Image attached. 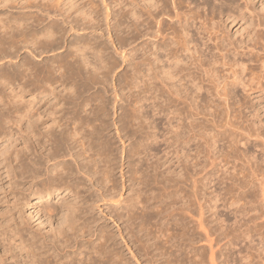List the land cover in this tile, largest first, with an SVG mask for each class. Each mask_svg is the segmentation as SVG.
Segmentation results:
<instances>
[{"label": "bare ground", "instance_id": "1", "mask_svg": "<svg viewBox=\"0 0 264 264\" xmlns=\"http://www.w3.org/2000/svg\"><path fill=\"white\" fill-rule=\"evenodd\" d=\"M4 1L7 0H0V3ZM12 1L20 9L34 8L35 13L19 14L5 19L0 18V63L4 59L8 63L16 60V58L18 60V57L21 56L19 54L21 50H25L29 54L22 56L20 63L10 64L5 68L3 66V69H0V139L14 138L16 135L13 143L17 141L21 143V147L20 145L16 147L13 143L12 146L9 143L7 145L10 146L4 145V150H0V156H2L0 158L2 164L0 167V185L4 179H8L7 192L13 195L11 201L15 200L16 193L20 195L19 198H23L25 205L29 204V198H35L38 202H43L44 211L48 213L55 210L49 209L50 204L47 200L57 198L58 195L61 197L63 192L65 194L71 193L74 198L72 196L73 199H70L72 201H69L62 196L60 209L64 212V216L60 218H63L62 221L65 225L60 222L59 224L62 223L63 226L61 228L59 226V230L54 231L51 240L44 241L45 243L48 241L46 244L42 242L43 238L40 239V242L37 240L38 232H36V236L34 232V234L29 232V237L24 235L28 231H25L23 225L20 226L21 221V223L19 222L20 225L16 222L14 225L12 224L11 236H6L5 230L0 229V244L3 247V254L10 253L11 248L13 251L17 250L20 257L23 252L24 257L21 259L26 258L27 264H131L129 258L123 256L118 250L120 248L116 247L122 242L137 264L142 262L143 264H160L155 255H165L166 253L169 256L166 255V258L169 260L165 258L161 264H180L185 261L182 260V253L184 252L181 251V244L173 245L170 241L174 239L173 236H190L187 233L190 226L186 228L188 223L184 222L186 218L184 219L180 212L182 209L188 210L190 197L200 199L211 195L212 198L216 199L221 196L222 205L225 208L235 205L233 211L240 208L243 200L246 203L249 200L254 201L256 196H260L262 200H258L264 202V128L262 126L264 125V120L262 121L264 107L262 106L263 109L257 108L258 104L264 100V14H262L264 9L261 8L262 6L259 7L262 9V13L259 11L262 15H259L254 13V10H250L249 4L253 0H238L241 3L236 0H114L118 2L115 4L116 6L123 3L124 12L121 10L120 12L118 9L113 10L111 14L115 17L120 15V20L117 21L119 23L124 21L127 38H133L137 34V39H141L139 42V51L141 52L138 60L133 61L130 74L124 71L129 74V78L126 74H122L123 77H121V80L126 76L128 78L126 84L123 83V90L125 87L128 92L132 87L133 91L135 90V94L129 93L126 97L123 96L130 108L128 113L126 112L127 114L123 112L128 108L127 105L124 107L125 109L120 111V113H124V116L121 115L122 122L119 121L122 124H124L125 119L133 121L135 128L130 129V131L133 130L134 134L135 132L139 134V139L137 137V140L135 137L134 146L128 150L129 156L130 158L133 155L140 156L148 147L143 139L146 142L152 139L158 149V152L154 153L156 156L154 161L156 166L154 167L160 169L159 167H163L164 163L167 164L168 162L170 167L176 165V167H180L179 170L181 171L178 174L171 169L172 171L169 174L165 173V175L162 172L157 174L154 171L157 176L160 175L157 179L163 187V192L160 191L162 188L158 183L162 196L157 197L159 193L156 192V197H151L154 199V202L151 200L154 205H147L149 198L146 196L151 193L149 195L147 193V195L142 194L144 185L142 188L140 186L144 179L142 181L143 173L139 160L130 162L131 160L127 157L130 162L127 165L130 168L129 175L125 179L124 174L121 173L120 184L110 177L113 174L110 175V173L116 168L117 163L113 161L115 159L111 158L114 152L110 141L112 136L108 139V135V138H105L106 134H104L110 123L108 121L107 124L105 119L106 104L104 98H101L103 96L96 94L97 88H93L95 90L93 95L91 93V96L86 95L87 97H85L83 95L89 92L88 90L94 84L96 86V83L106 81L109 72L105 69L110 67L106 66L104 62V64L101 63L100 59L102 64L99 63L100 66L96 65L95 61L92 63L91 58L87 59L89 56L86 55L91 53L90 50H88L90 53L86 55L83 53L85 48H93V50L97 48V44L93 43L95 38L91 37L92 43H89L90 40L85 41L83 38H77V36L68 42L64 41L66 33L89 29L93 26L92 22L95 23L96 21L93 11L94 5H92L94 3L91 0ZM104 1L102 0V3ZM73 7H75V12L81 11V19H87L86 23H79V19L72 17V13L70 14L69 11ZM105 9L106 14L104 15L110 14L108 4L105 5ZM246 15L250 17V21L247 20V22L251 25V29L246 32L243 38L241 35V37L238 36V40H232L234 39L233 36L231 39V35L227 37L223 34L228 28V24L234 25L237 21L245 19ZM131 17L134 20L130 19ZM50 18L51 20L46 22ZM97 18L100 19V17ZM126 18L129 19L126 21ZM253 18H255L254 21ZM99 19L96 22H99ZM227 21L228 24H226ZM64 24L68 26V29ZM96 25L99 24L96 23ZM234 32L236 33V31ZM132 41L134 40L130 42ZM130 42L125 43L122 39L118 44L124 47ZM99 46L105 47V45ZM99 46L98 49H100ZM63 47L68 52L69 57L64 55L61 60H56L53 58L56 54L51 57L53 59L49 60L50 62L43 59L41 67H38L37 63L34 64V59L31 61L28 57L42 56L49 52L58 51ZM64 53L63 51L62 54ZM98 53L93 54L96 56V58L93 57L95 60L99 58ZM123 54H120V57H123ZM129 58L131 57L127 59L130 60ZM108 61L112 62L107 60L108 65L115 64H109ZM130 63L129 65H131ZM128 68L126 71L129 70ZM256 68L258 69L256 70ZM57 85L62 87L60 91L61 93L63 91V94L59 90L57 91ZM107 85L105 86L107 87ZM238 88H240L242 95L244 93L250 101L253 100L252 103H255V106L253 107L251 103L250 105L254 110L252 108L246 112L247 109L243 106L241 98L237 99V97H242L240 93V95L236 93ZM106 89L109 90L108 87ZM24 93H29L30 99L23 100ZM117 93L119 92L116 91L115 97ZM114 95L113 98H115ZM53 97L56 100L54 102H52ZM50 98L53 100L50 101ZM108 99L109 96L105 100L107 104ZM111 99L110 101L113 100ZM246 100L244 102H247ZM248 107L250 106L248 105ZM247 114L248 116H255L256 122L262 121L263 123L260 122L262 127L260 125L257 127L253 122V116H249L252 120H246ZM131 121L129 122L131 123ZM125 124L132 128V125ZM124 126L123 129H126ZM120 130L122 131L121 128ZM134 134L129 133L133 137ZM123 135L122 138H124ZM117 140L119 139L117 138ZM120 154L119 156H121ZM145 170H148V166ZM153 170L157 171V169ZM76 173L83 175V178L80 177L84 179L82 182L77 178ZM75 178L77 179L75 180ZM146 180L144 183L149 186L153 183L156 184L151 180L149 181L152 184H149V181L146 182ZM126 181L128 185L125 184ZM165 182L173 183L171 185L166 183L169 187L167 188ZM214 182H216L215 185L220 184L221 186L219 185L217 189L218 186L211 185ZM134 183H137L138 187L133 188L134 192L130 198L125 197L127 199L124 200L125 204L121 208L123 211L117 212L116 209L113 210V207L109 208V205L106 210L104 209L107 211L105 216H108L109 220L117 227V236L121 242L114 239L115 234L113 231L111 233V230L103 231L105 228L99 230L96 228L95 231L90 226V221L86 219L87 213L85 212L87 209H90L91 206L92 208L94 206L101 208L102 205L104 206L107 202L110 203L111 200L120 202L122 190L131 188L132 191ZM183 184L184 186L188 185L189 189H183ZM92 187H96L98 194H93ZM89 189L93 192L87 196L82 193L89 192ZM165 189L170 191L164 192ZM208 189L210 190L207 191ZM0 190L2 191V189ZM128 192L130 191L128 190ZM151 195L153 196V192ZM75 197L80 201L76 202ZM115 197L118 199L115 200ZM248 198L249 200H245ZM167 199L169 203H166ZM248 207L253 210L255 206L250 204ZM18 208L20 209V207ZM51 208H55V206ZM199 210L200 214L195 219L197 220L196 224H198L199 230L205 231L202 210L201 208ZM23 211L24 209L21 212ZM62 211L59 213H63ZM47 212L46 214H48ZM152 212L154 215H151ZM165 212L166 214L169 213L168 218L171 220L176 218L177 214L180 216L177 220L174 219L176 222L173 225L174 228L172 227L174 233L169 231L168 226L160 225L156 220L157 216L162 213L164 216ZM37 213L35 214L37 215ZM84 213L86 218H84ZM52 218L49 219L53 220L55 217ZM37 219H42V217L40 218L38 215ZM81 219L82 221H79ZM14 220L12 221L14 222ZM152 220L155 225L154 228L144 230L146 224L150 225ZM59 221H56V224L50 223L56 226ZM120 223L124 225L120 226ZM39 224L42 222L40 221L37 227ZM50 228L48 227V229ZM31 229L29 230L31 231ZM69 230L70 234L67 233ZM175 230L181 232L178 233ZM247 230L244 231L245 234L248 233ZM123 231L126 235L128 234L127 238L126 235H123ZM39 235L40 233L38 238ZM43 235H48L47 230ZM94 235L95 239H92ZM87 236L88 238H86ZM151 239L153 242H150ZM128 242L131 243H129L131 246L128 245ZM132 245L137 252L134 253L131 248ZM158 249L161 253H152ZM148 254L150 256H147ZM12 256L13 252L10 253L9 257ZM180 256L181 258H179ZM0 257L1 262L2 256L0 255ZM9 257L5 258L4 261L6 262ZM187 258L188 262L195 261L192 256H187ZM202 263V259H200L198 264Z\"/></svg>", "mask_w": 264, "mask_h": 264}, {"label": "rangeland", "instance_id": "2", "mask_svg": "<svg viewBox=\"0 0 264 264\" xmlns=\"http://www.w3.org/2000/svg\"><path fill=\"white\" fill-rule=\"evenodd\" d=\"M92 1V3H94V4H92V5H94L93 6V11H94V13H95V18H96V21H98V19L99 18H97V17H100V19H99V22H96L95 21V23H93L92 22V24H93V26H92V24H91V28L89 27V29H83V30H78V31H75V32H73V31H70V32H68V33H66L65 35H64V41L65 42H68V41H70V39H75V37L77 36V38H83L85 41L87 40V41H89V43H92V38L94 39V42L93 43H95V44H97V48L95 49V50H93V48H91V49H87V48H85L86 49V51H85V49H84V51H83V53L86 55V54H88V53H90V51H91V53L89 54V55H86L88 58L87 59H89V58H91V62L93 61H95L94 63L96 64V65H98V66H100L99 65V63H100V61H101V63H106L105 65L106 66H108V67H110V68H107V69H105L106 71H108L109 73H108V75H107V77L108 78H106V81H102V83H96V86H95V84L93 85V87H91V89H89L88 91L89 92H86V93H84L83 95L85 96V97H87L86 95H90V93H91V95H93L92 93H95V92H97L96 94H98V96H103V97H101L102 99L104 98V103L106 104V111H105V109H104V113H107L106 114V117H105V119L107 120L106 122H107V124H108V121L110 122L109 124H108V126H107V130L106 131H104V134H106V136H105V138H108V139H110V137H111V147L112 148H114V149H112V151H114L113 153H112V155H113V157H111V158H113V159H115V160H113L114 162H116L117 164L115 165V169L113 170V172H111L110 173V177L111 178H113L115 181H118L119 182V184L121 183V178H120V175H121V173H123L124 174V178L126 179L127 178V176L129 175V170H130V168L129 167H127V165H128V163H130V162H137L138 160L140 161V163H141V168H142V173H143V178H142V181H143V179H144V182H145V180H146V182H148L149 180H151V181H153V182H155L156 184H154L153 183V185H148L147 183H144L143 182V184H141V188L143 187L142 185H144V189L142 188V190H143V192H142V194H145V195H149V193H151L152 194V192H153V196L151 195H149V196H146V197H148L149 199H147V202L148 203H146L147 205H154V204H152L154 201V199H152L151 197H156V194L157 193H159V194H157V197L158 196H162V192H163V187H161V183H159L158 182V179H159V177H160V175H158L157 176V174H158V172H162V174H164L165 175V173L166 174H169V172L170 171H172V170H175V172H177L178 174H180V167H176V165H174V166H172V167H170V164L168 165V162H167V164L166 163H164V165H163V167H159L160 169H158V168H155L154 166H156V162H154L155 160H156V156H154V153H156V152H158L157 150V146H156V144H155V142L152 140V139H150V140H147V142H146V140L145 139H143L144 141V143H145V145L146 146H148L147 147V149H146V151H144L143 153H141V155L140 156H137V155H133L131 158H130V156H129V149L130 148H132V146H134V144H135V142H136V139H137V137H138V139H139V134L138 133H136L135 132V134L133 133V130H131L130 131V129H133V128H135V127H133V121H131V120H128V119H125V121H123L124 122V124H122V123H120L119 121H121V118H122V116H124V113H126L127 111H128V109L130 108V106L128 105V103H127V101H125V99H123V96H127L129 93H133V94H135V90L133 91V87L129 90V92L126 90V87H125V90H123V88L122 87H124L123 86V83H124V85L126 84V82H127V80H128V78H129V74L131 73V67H132V63H133V61H135L136 62V60L135 59H137V58H139L138 56H140V52L141 51H139L140 50V47H139V42L141 41V39L139 38V39H137V34L136 35H134V37L133 38H127V36H126V27H124V26H126V25H124L125 23H119L118 21L120 20V15H119V13H118V15L119 16H117V17H115L113 14H111L112 13V11L113 10H118L119 9V11L121 10L122 12H124L125 11V9H123L124 8V6H123V3L122 4H118L117 6L115 5V4H117L118 2H116V1H114V0H105L103 3H102V0H91ZM112 1H113V3H112ZM237 2H239V3H241L240 1H238V0H236ZM253 2V3H252ZM252 2H250L251 4H249V7H250V10L252 9V11L254 10V13H258L259 15H262V14H264V11H263V13H262V9L261 8H263L264 9V0H253ZM96 3V4H95ZM106 4H108V6H109V13L110 14H108V15H104V14H106V9H105V5ZM113 4V5H112ZM261 4V5H260ZM113 6H114V8H113ZM118 6H119V8H118ZM262 6V7H261ZM96 7H97V9H96ZM257 8V10H255L256 8ZM259 7H261V8H259ZM74 8L75 7H73L70 11H69V13L72 15V17L73 18H76V19H79V23H86L87 22V19L86 20H82L81 18V14H80V12L81 11H76L75 12V10H74ZM255 8V9H254ZM260 10H259V9ZM18 9V10H17ZM32 10V11H31ZM105 11V12H104ZM120 11V12H121ZM258 11V12H257ZM259 11H261L260 13H262V14H260L259 13ZM33 13H35V9L34 8H24V9H20V8H18L17 7V5H15L14 4V2L12 1V0H7V1H4L3 3H0V18L1 19H5V18H9L10 16L12 17V16H15V15H19V14H23V15H28V14H33ZM12 14V15H11ZM6 16V17H5ZM115 18H114V17ZM106 17V19H104ZM248 17V18H247ZM129 18H126V21L128 20ZM130 19H133L134 20V18L133 17H131ZM254 19L255 18H253V21H254ZM51 20V18L50 19H47L46 20V22H48V21H50ZM52 20H54V19H52ZM105 20V21H104ZM118 20V21H117ZM247 20L248 21H250V17H249V15H246V18L245 19H243V20H241V21H237L236 23H234V25L233 24H228L229 22L227 21L226 22V24H228V28L227 29H225L227 32H229L228 34H227V32L225 31L223 34L225 35V36H227V37H229L230 35H231V39L234 37V39H232V40H238L239 39V37H241V35H242V37L241 38H243L245 35H246V32L247 31H249L250 29H251V25H249V22H247ZM84 21V22H83ZM239 22V23H238ZM96 23H98L99 25H96ZM119 23V24H118ZM95 24V25H94ZM123 24V25H122ZM88 25V24H87ZM118 25V26H117ZM64 26L66 27V29H68V26L67 25H65L64 24ZM245 26V27H244ZM94 27V28H93ZM98 27V29H96V28ZM100 27V28H99ZM112 27H114V28H112ZM119 27V28H118ZM221 27V26H220ZM219 27V28H220ZM93 28V29H92ZM240 28V29H239ZM106 29V30H105ZM220 30H221V28H220ZM229 30V31H228ZM112 31V32H111ZM224 31V30H223ZM234 31H236V33L234 32ZM121 32V33H120ZM221 32V31H220ZM241 32V33H240ZM235 35H234V34ZM239 33H240V35H239ZM237 34V35H236ZM244 34V35H243ZM82 35V36H81ZM116 35V36H115ZM79 36V37H78ZM89 36V37H88ZM111 36V37H110ZM118 36V37H117ZM122 36V37H121ZM233 36V37H232ZM239 36V37H238ZM92 37V38H91ZM109 39H108V38ZM119 37H121V38H119ZM125 39H124V38ZM118 38V39H117ZM122 39L124 40V42L125 43H128V42H130L131 40H134V41H132V42H130L128 45H125L124 47H122V45H120V44H118L119 42H121L122 41ZM92 40V41H91ZM96 40H98V41H96ZM111 40V41H110ZM102 42V44H100ZM103 42H104V44H103ZM111 42V43H110ZM99 45H105V47L107 48V50H106V48L104 47V46H102V47H100ZM111 45V46H110ZM118 47H117V46ZM119 45H120V47H119ZM91 46H93V45H91ZM90 46V47H91ZM98 46H99V48L101 49H98ZM94 47V46H93ZM104 48V49H103ZM121 48V49H120ZM123 48V49H122ZM117 49V50H116ZM88 50H90V51H88ZM98 50H100L101 51V53L103 54L102 56H101V53H100V51H98ZM106 50V51H105ZM122 50L124 51L123 53L125 54V56H124V54L122 53ZM63 51L65 52L64 54H62L63 53ZM88 51V52H87ZM95 51V52H94ZM115 51H117L116 53H115ZM86 52V53H85ZM94 52V53H93ZM97 52H99L98 54H99V58H97L96 60L94 59V58H96V56L95 55H93V54H95V53H97ZM105 52V53H104ZM121 52V53H120ZM25 53V54H24ZM60 53V54H59ZM68 52L64 49V47L63 48H61L60 50H58V51H53L52 53L51 52H49V53H47V54H45V55H42V56H36V57H32V56H28L29 58H30V60L32 61L33 59V62H34V64L35 63H37L36 65L39 67H41L42 66V62H43V59H46V60H52L53 58L54 59H56V60H61L63 57H64V55L66 56H68V54H67ZM118 53V54H117ZM129 53V54H128ZM21 56H19L18 57V60H17V58H16V60L14 59L11 63L9 62H7V60L6 59H4V60H2L1 61V63H0V69H3V66H4V68L5 67H8L10 64H12V65H14V63L15 64H18L17 62H19L20 63V60H21V58H22V56H25L26 54H28L25 50H21L20 51V53H19ZM57 54V55H56ZM63 56H62V55ZM97 54V55H98ZM120 54H123L122 56L123 57H120L121 55ZM130 54H131V56H130ZM29 55V54H28ZM56 55V56H55ZM59 55V56H58ZM91 55H93V56H91ZM52 56H55V57H53V58H51ZM91 56V57H90ZM106 56V57H105ZM44 57V58H43ZM50 57V58H49ZM58 57V58H57ZM60 57V58H59ZM62 57V58H61ZM69 57V56H68ZM68 57H66V58H68ZM94 57V58H93ZM98 57V56H97ZM109 58V59H106V58ZM125 57V58H124ZM128 57H131V58H129L130 60L132 59V61H130V60H128L127 58ZM103 59V61H102V59ZM122 58V59H121ZM42 59V60H41ZM99 59H100V61H99ZM98 60V61H97ZM107 60H111L112 62L111 63H115L114 65L115 66H117V67H115L113 64H111L110 63V61H108L109 62V64H111V65H108L107 64ZM138 60V59H137ZM6 61V62H5ZM49 61V62H50ZM3 62V63H2ZM92 62V63H93ZM128 62V63H127ZM131 62V63H130ZM138 62V61H137ZM7 63V64H6ZM40 63H41V65H40ZM100 63V64H101ZM103 63V64H104ZM127 63V64H126ZM129 63L131 64V65H129ZM3 64V65H2ZM7 66H6V65ZM102 65V64H101ZM113 65V66H112ZM127 65H129V66H127ZM97 66V67H98ZM114 67V68H116V69H114V68H112V67ZM129 67V68H128ZM126 68H128L129 70L128 71H126L127 69ZM258 68H256V70H257ZM99 70V69H98ZM255 70V71H256ZM100 71H101V69H100ZM100 71H98V72H100ZM128 72L129 74H126L125 72ZM113 72V73H112ZM110 73H112V74H110ZM122 74L124 75V74H126L127 76H128V78H127V76L125 77V78H122V80H121V77H123L122 76ZM109 77H110V79H109ZM109 79V80H108ZM109 81V82H108ZM116 81V82H115ZM125 81V82H124ZM107 82V83H106ZM122 82V83H121ZM106 83V84H105ZM114 85H113V84ZM108 84V85H107ZM122 84V85H121ZM104 85V86H103ZM105 85H107V87H108V89L110 90H107L106 88V86ZM111 85V86H110ZM57 88V91L59 90H61L62 89V87H60V85H57L56 86ZM102 87H105L104 89L102 88ZM112 87V88H111ZM99 89V88H101V89H99L100 90V93H99V90H97L96 89V91L94 90V89ZM127 88H128V85H127ZM105 89H106V91H105ZM114 89V90H113ZM135 89V88H134ZM239 89V90H238ZM237 89V91H239V92H237L236 91V93L237 94H241L242 95V93L240 92V88H238ZM102 90V91H101ZM122 90V91H121ZM132 90V91H131ZM95 91V92H94ZM105 91V92H104ZM116 91L117 92H119V93H117V98L115 97V95L114 94H116ZM125 91V92H124ZM127 91V92H126ZM131 91V92H130ZM6 92V91H5ZM7 92H8V90H7ZM103 92V93H102ZM106 92H108V93H106ZM112 92H113V94H112ZM60 93H61V91H60ZM65 93V92H64ZM102 93V94H101ZM121 93V94H120ZM124 93V94H123ZM61 94H63V91H62V93ZM100 94V95H99ZM239 94V95H240ZM29 95V93H24L23 94V100H27V99H30V96H28ZM90 95V96H91ZM113 95H114V97L115 98H113ZM26 96V97H25ZM28 96V97H27ZM108 96H109V101H108V104H107V101H105L107 98H108ZM118 96H119V98H118ZM238 96V95H237ZM245 96H247L246 94L244 95V93H243V95H242V97H237V99H240L241 101H243V106H245L246 107V109H247V111L246 112H248V109L249 110H251L254 106H255V103H252L253 102V100L252 101H250V99H248L249 97L247 96V97H245ZM107 97V98H106ZM54 98V97H53ZM53 98H50V101H51V99L53 100ZM113 100H112V99ZM110 99L112 100V101H114V102H112V101H110ZM118 99V100H117ZM246 99H248V100H246L247 102H244ZM120 100V101H119ZM49 101V103H51ZM54 101H56L55 100V98H54V100L52 101V102H54ZM122 101H124V102H122ZM249 102V103H248ZM245 103H247V104H245ZM250 103H251V105L253 106H251L250 105ZM125 104V105H124ZM113 105V106H112ZM120 105H123L122 107L120 106ZM127 105V106H126ZM248 105L250 106V107H248ZM119 106H120V108H119ZM128 107V108H124V107ZM262 106L264 107V100L262 101V102H260L259 104H258V107L257 108H259V107H261L262 108ZM47 107H48V105H47ZM44 108V107H43ZM118 109V110H117ZM123 109H125V110H123ZM263 109V108H262ZM123 110V112H121L120 113V111H122ZM253 110H254V108H253ZM112 112V113H111ZM113 112H115V113H113ZM128 113V112H127ZM126 113V114H127ZM262 114V113H261ZM110 117H109V116ZM113 115V116H112ZM120 115V116H119ZM122 115V116H121ZM249 116H253V115H249ZM248 116V114L246 115V120H252V118L251 117H249ZM249 117V118H248ZM263 119H262V121L264 120V117H262ZM120 119V120H119ZM117 120V121H116ZM248 120V121H249ZM253 122H255V124L257 125V127H259V125L261 126V124H260V122L261 123H263L262 121H260V122H256V118H255V116H253ZM129 121H131V123L129 122ZM116 122H117V124H116ZM122 122V121H121ZM125 123H130L129 125H132V128H131V126H127V124H125ZM115 124H116V126H115ZM120 124H122L123 126L125 125V126H127V127H125L124 126V128H126V129H123V126L122 125H120ZM120 125V126H119ZM109 126H110V128H109ZM122 126V127H121ZM263 126V128H264V125H262ZM261 126V127H262ZM130 127V128H129ZM120 128L122 129V131L120 130ZM110 129V130H109ZM118 131V134H119V136H118V134H117V131ZM125 130H127V131H125ZM130 132H129V131ZM109 132V134H107L108 132ZM135 131V130H134ZM116 132V133H115ZM121 133V134H120ZM124 135H123V134ZM129 133L130 134H134V137L133 136H131V135H129ZM116 134V135H115ZM107 135H108V137H107ZM122 135L124 136V138H122ZM137 135V136H136ZM16 135H14V138H16L15 137ZM132 138H130V137ZM142 136H145V135H143L142 134ZM119 139V140H117V138ZM135 137H136V139H135ZM14 138L12 137V138H9V139H0V145H1V148H0V150L1 151H3L4 150V145H6V146H10L12 143H13V140H14ZM127 138V139H126ZM128 138H130V139H128ZM112 139H115V140H113L112 141ZM122 139V141H120ZM137 139V140H138ZM5 140H7V141H5ZM3 141V143H1ZM134 141V142H133ZM153 144H152V143ZM6 143V144H5ZM10 143V145H7V144H9ZM20 142L19 141H17L16 143H13V144H15L16 145V147L17 146H19L20 145V147H21V143L19 144ZM132 143V144H131ZM148 143H150V144H148ZM13 144H12V146H13ZM113 144V145H112ZM2 145H3V147H2ZM130 145V146H129ZM150 145V146H149ZM153 145V146H152ZM5 146V147H6ZM152 147V148H151ZM19 148V147H18ZM117 148V149H116ZM121 148H123V149H121ZM125 149V150H124ZM126 150H127V152H126ZM1 151H0V155H1ZM111 151V152H112ZM149 151V152H148ZM151 151V152H150ZM120 152H121V154H120ZM122 152H124V153H122ZM148 154V153H150V154H148V156H145L146 154ZM114 154H116V155H114ZM119 154L121 155V156H119ZM125 154V155H124ZM145 154V155H144ZM153 154V155H152ZM160 154V153H159ZM111 155V156H112ZM145 156V158H146V160H145V158H143L144 156ZM117 156H119V157H117ZM143 156V157H142ZM2 156H0V158H1ZM117 157V158H116ZM122 157V158H121ZM126 157V158H125ZM127 157L129 158V160H131L130 162H129V160H127ZM135 157V158H134ZM151 157V158H150ZM118 158H119V160H118ZM121 158V159H120ZM117 159V160H116ZM134 159H136V160H134ZM149 159V160H148ZM69 160V159H68ZM122 160H124V161H122ZM69 161H71V160H69ZM112 161V162H113ZM113 162V163H114ZM122 163H123V165H122ZM132 165H134V163H131ZM177 164V163H176ZM1 163H0V167H1ZM149 165H151L150 167H149ZM168 165V166H167ZM148 166V170H145L146 169V167ZM131 167H133L134 168V166H131ZM152 167H154L153 169H157V171L156 170H153L152 169ZM133 168H131V169H133ZM176 168V169H175ZM123 169V170H122ZM143 169H144V171H143ZM152 169V170H151ZM172 169V170H171ZM126 170H127V172H126ZM159 170V171H158ZM166 170V171H165ZM169 170V171H168ZM122 171V172H121ZM157 172V174L155 173V172ZM164 171V172H163ZM180 171V172H179ZM145 172V173H144ZM154 172V173H153ZM128 173V174H127ZM77 174V173H76ZM148 174V175H147ZM77 176V178L82 182L84 179H81L80 177H82L83 178V175H81V174H77L76 175ZM75 176V177H76ZM79 176V177H78ZM154 176V177H153ZM147 177V178H146ZM150 177H153V178H151L150 179ZM41 178H43V177H41ZM40 178V179H41ZM77 178H75V180L77 179ZM146 178V179H145ZM158 178V179H157ZM154 179L156 180L157 179V181H154ZM117 182V183H118ZM158 183L160 184V187L162 188H159V185H158ZM166 183H168V185H171L172 183L170 182H165V185H166ZM8 179H4L3 180V182L1 183V188L0 189H2V191L0 190V229H3V230H5V232H6V236H11V228L13 229V225H14V223L16 222V223H18L19 224V222L21 221L22 223H23V221H24V223L22 224L21 222V225L20 226H22L23 225V227H24V229H25V231H28V232H25L24 233V235H26L27 237H29V234L30 233H35V236H36V232H38L37 233V240L40 242L41 240L40 239H42L43 238V240H42V242L43 243H45L44 241L45 240H51L52 239V237L54 236V233L57 231V229L59 230V226H60V228H61V226H63V218L61 219L60 217H63L64 216V212L62 211V209H60V207H61V204H62V202H61V198H62V196H63V198H65L66 200H69V201H72V200H70V199H73L74 198V196L71 194V193H69V194H65V192H63V193H61V197H59L60 195H58V197L56 198V197H54V198H52V199H49V200H47V202H49V209H54L55 211H52L51 213H48L47 211H44L45 210V208H43V206H42V203L43 202H38L37 201V199H35V198H29V204L28 205H25V204H23L24 203V200H23V198H19L20 197V195L18 194V193H16V196H15V200H13L14 202L15 201H17L16 203L18 204V206H17V204L16 203H14L13 201H11L12 199H13V195H10V194H8ZM86 184H88V183H86ZM126 185H128V182L126 181V183H125ZM146 184V185H145ZM149 184H152L150 181H149ZM216 184V182H214L213 184H211V185H215ZM168 185H166V187L167 188H169L168 187ZM219 185L220 184H217V185H215V187H217V189L219 188ZM135 186V187H134ZM221 186V185H220ZM4 187V188H3ZM136 187H138L137 186V183H134V185H133V187H132V191H131V188L129 189V188H127L130 192H128V190L127 189H125V190H122V197L120 198V202H117V201H114V200H111V204L109 203V202H107L106 204H104V206L102 205L101 206V208H97V207H93L92 208V206L90 205V203H88L89 204V206H91V208L90 209H87V211L85 212V213H87V218H86V214L84 215V218H86V219H88V221H90L89 222V224H90V226H92L94 229H95V231H96V228H97V230H99V229H101V228H105L103 231H110L111 233H112V231H113V234H115L114 236V239L115 240H117V242H121V239L117 236L118 235V233L116 232L117 231V227L115 226V224L111 221V220H109V218H108V216H105L106 215V213H107V211H105L106 210V208H107V206L109 205V208H112L113 207V210H115L116 209V211L117 212H120V211H123V209H121L122 208V206L125 204L124 203V200L125 199H127V198H125V197H128V198H130L131 197V194H133V192H134V189H136ZM148 187V188H147ZM214 187V186H213ZM212 187V188H213ZM7 188V189H6ZM93 188V189H92ZM91 189L94 191H92V190H90L89 189V192H82L83 194L85 193L86 194V196L88 195V194H90L91 192H93V194H98V190L96 189V187H92ZM134 188V189H133ZM5 189V190H4ZM161 189V190H160ZM183 189H189V186L188 185H185L184 186V184H183ZM157 190V191H156ZM162 191V192H160V191ZM170 190H171V186H170ZM169 189L167 190V189H165V191L164 192H169L170 191ZM210 189H208L207 191H209ZM96 191V192H95ZM145 191V192H144ZM152 191V192H151ZM132 192V193H131ZM157 192V193H156ZM5 193V194H4ZM130 193V195H128ZM147 193V194H146ZM155 193V194H154ZM160 193H161V195H160ZM66 196H65V195ZM71 194V195H70ZM84 194V195H85ZM128 195V196H127ZM65 196V197H64ZM72 196H73V198H72ZM4 197V198H3ZM71 197V198H70ZM256 197H257V199H256ZM255 197V200L254 201H250L249 200V198L248 199H245V200H249V202H247L246 203V201L244 202V200L241 202L242 204H240L241 206H240V208L239 209H237V210H234L233 211V207H235V205H230L228 208H225L223 205H222V201H221V196H219L218 198H212V196L211 195H208L207 197H203V198H200V199H196V198H192V197H190V207L188 208V210H185L184 211V209H182V211H180L181 213H182V215L181 216H183V218L185 219L184 220V222H187L188 224H187V226H186V228L188 227L189 228V226H190V229L187 231V233H188V235H190V236H187V235H185V236H182V237H179V236H173L174 237V239H172L171 241H170V243L171 244H178V245H180L181 244V251L182 252H184V253H182V260H185V261H182L180 264H198V262H199V260L200 259H202V264H264V202L262 201H260V200H262V198L260 197V196H256ZM254 198V197H253ZM11 199V200H10ZM34 199V200H33ZM53 199H55V200H53ZM60 199V200H59ZM118 199V197H115V200H117ZM175 199V198H174ZM176 199L178 200V198L176 197ZM175 199V200H176ZM203 199V200H202ZM258 199H260V200H258ZM57 200H59V201H57ZM153 202H152V201ZM198 200H200V201H198ZM252 200V199H251ZM23 201V202H22ZM32 201H34V202H32ZM75 201L76 202H79L80 201V199L78 200V198L76 199V197H75ZM168 201V199L166 200V203H169V202H167ZM258 201H259V203H258ZM37 202H38V204H37ZM74 202V201H73ZM189 202L187 203V205L189 204ZM254 202V203H253ZM35 203V204H34ZM11 204V205H10ZM16 204V205H15ZM40 204V205H39ZM55 204V205H54ZM97 204H99V203H97ZM178 204V203H177ZM179 204H181V203H179ZM201 204V205H200ZM207 204V205H206ZM254 205L255 207H254V209L253 210H250L249 209V205ZM262 204H263V207H262ZM13 205V206H12ZM24 205H25V207H24ZM32 205V206H31ZM52 205V206H51ZM111 205V206H110ZM242 205H243V207H242ZM15 206H17V207H15ZM21 206H22V208H21ZM55 206V208H51V207H54ZM57 206V207H56ZM106 206V207H105ZM117 206H119V207H117ZM199 206H201L200 208H201V213H202V217H203V219H204V223H203V226H204V228H205V231H203L202 229V231L201 230H199L200 228L198 227V224H196L197 222V220H195V219H197V217L199 216V214H200V208H199ZM202 206H203V208H202ZM206 206V207H205ZM215 206V207H214ZM10 207H12V208H10ZM18 207H20V209L18 208ZM38 207H40V208H38ZM207 207H209V208H207ZM2 208V209H1ZM5 210H4V209ZM10 208V209H9ZM170 208V207H169ZM168 208V211L171 209H169ZM191 208V209H190ZM207 208V209H206ZM241 208H243V209H241ZM13 209V210H12ZM18 209V210H17ZM24 209V211L23 212H21L22 210ZM31 209V210H30ZM58 209V210H57ZM60 209V210H59ZM94 209V210H93ZM105 209V210H104ZM226 209V210H225ZM8 210H11V211H9L8 212ZM17 210V211H16ZM39 210V212L37 213V211ZM41 210V211H40ZM47 210V209H46ZM100 210H103V211H105V212H103V211H100ZM245 210V211H244ZM263 210V211H262ZM5 211V212H4ZM16 211V212H15ZM30 211V212H29ZM59 211H62L63 213H59ZM167 211V212H168ZM190 211V213H188ZM238 211V212H237ZM21 212V213H20ZM34 212V213H33ZM46 212L48 213V214H46ZM88 212H89V215H88ZM91 212V213H90ZM179 212V211H178ZM214 212V213H213ZM247 212V213H246ZM20 213V214H19ZM26 213H27V215H26ZM30 213V214H29ZM32 213V214H31ZM35 213H37V215L35 214ZM58 213V214H57ZM239 213V214H238ZM7 214V215H6ZM23 214V215H22ZM29 214V215H28ZM43 214V215H42ZM63 214V215H62ZM163 214V213H162ZM160 215V216H157V218L156 217H153L154 219L156 218V220H158V223L160 224V225H163V226H168L167 228H170L169 229V231H172L173 233H174V224L176 223V222H174L175 220H177L180 216H178V214H177V216H175L176 218H174L173 220H171L170 218H168V216H169V213H167L166 214V212L164 213L165 215L163 216V215ZM183 214H185V215H183ZM198 214V215H197ZM13 215H14V217H13ZM31 215V216H30ZM35 215V216H34ZM38 215L40 216V218L42 217V219H37L38 218ZM59 215V216H58ZM62 215V216H61ZM151 215H154V212H152V214ZM10 216V218H12V219H10V218H8ZM12 216V217H11ZM27 216V217H26ZM28 216H29V218H28ZM47 216H49L48 218H47ZM220 216V217H219ZM259 216V217H258ZM32 219H31V218ZM34 217V218H33ZM54 219H53V218ZM89 217V218H88ZM103 217V218H102ZM6 218H7V220H6ZM15 220H17V221H15ZM49 218H52L53 220H51V219H49ZM161 220H160V219ZM168 218V219H167ZM251 218V219H250ZM27 219V220H26ZM48 219V220H47ZM167 219V220H166ZM170 219V220H169ZM11 221V223H10V221ZM12 220H14V222L12 221ZM36 220H37V222H36ZM38 220H39V222L41 221L42 222V224H44V225H42V224H39V227H37L38 226ZM44 220H45V223H44ZM51 220V221H50ZM60 220V221H59ZM169 220V221H168ZM56 221H59L58 222V224L60 223V222H62L61 224H57L58 225V227H56L55 226V224L57 223ZM79 221H82V219L81 220H79ZM91 221H93V222H91ZM168 221V222H167ZM193 221V222H192ZM8 222H9V224H8ZM13 222V223H12ZM48 222V223H47ZM50 222H54L55 224H53L52 225V223H50ZM153 222V220L151 221V223H150V225H148V224H146V227H145V229L144 230H147V229H149V228H151V229H153L154 228V224L152 223ZM248 222V223H247ZM7 223V224H6ZM36 223H37V225H36ZM47 223V224H46ZM93 223V224H92ZM13 224V225H12ZM27 224H28V226H27ZM114 224V225H113ZM123 223H120V226H123L122 225ZM10 225V226H9ZM12 225V226H11ZM25 225H26V228H25ZM43 227H42V226ZM48 225H50V226H52V227H54V229L56 228V230H54V229H51L50 228V226H48ZM65 225V224H64ZM193 225V226H192ZM223 225V226H222ZM29 226H30V228H29ZM41 226V227H40ZM107 226V227H106ZM191 226H192V228H191ZM207 226V227H206ZM48 227L52 230H50V229H48ZM91 227V228H92ZM148 227V228H147ZM173 227V228H172ZM177 227V226H176ZM7 228H9V229H7ZM32 228V229H31ZM47 228V229H46ZM92 228V229H93ZM249 230H247V229ZM29 229H31V231L29 230ZM173 229V230H172ZM247 230V232L248 233H246L245 234V232L244 231H246ZM46 230H47V234L48 235H43L44 233H46ZM243 230V231H242ZM51 231V232H50ZM55 231V232H54ZM73 231H74V229H73ZM175 231H177L178 233H180L181 231L180 230H175ZM180 231V232H179ZM240 231H242V232H240ZM30 232V233H29ZM44 232V233H43ZM50 232V233H49ZM53 232V233H52ZM28 233V234H27ZM33 233V234H34ZM40 233V235H39V238H38V234ZM67 233L68 234H70V230H69V232L67 231ZM117 233V234H116ZM125 232L123 231V235H126V233L124 234ZM184 233H186V232H184ZM207 233V234H206ZM241 233V234H240ZM242 233H244V234H242ZM49 235H52V236H49ZM180 235V234H179ZM208 235V236H207ZM243 235V236H242ZM26 236H25V238H26ZM127 236H128V234L125 236L126 238H127ZM203 236V237H202ZM226 236V237H225ZM246 236V237H245ZM50 237V238H49ZM119 238V240H118V238ZM205 237V238H204ZM208 237V238H207ZM46 238V239H45ZM86 238H88V236L86 237ZM86 238H83V239H86ZM186 238V239H185ZM188 238V239H187ZM190 238V239H189ZM203 238V239H202ZM92 239H95V235L92 237ZM212 239V240H211ZM157 240V239H156ZM177 240V241H176ZM200 240H202V241H200ZM180 241V242H179ZM38 242V243H39ZM48 241H46V243H47ZM94 242H97V241H94ZM150 242H153V240L151 239L150 240ZM45 243V244H46ZM130 242H128V245H130L129 244ZM121 244H122V242H121ZM119 244V245H116V247H118V248H120V249H118L122 254H123V256L125 255L127 258H129V260H130V263L131 264H137L134 260H133V258L131 257V253L130 252H128L127 251V249H126V247L122 244ZM186 244V245H185ZM121 245V246H120ZM131 246V245H130ZM199 247V248H198ZM2 248V249H1ZM132 250L134 251V253L135 252H137L136 251V249H135V247L132 245ZM173 249V248H172ZM3 247H2V245L0 244V255L2 256V259H1V264H3L5 261H4V259L5 258H7V257H9L10 256V253L11 252H13V256L12 257H9V258H11V259H6V262L4 263V264H13V262H14V264H25L26 263V258L25 259H21V258H23L24 256H23V252L21 253L22 254V256L20 257V253H18L17 252V250H14L13 251V249L11 248V251H10V253L9 252H7V253H5V254H3ZM66 250V249H65ZM67 250H69V248L67 247ZM191 251V252H190ZM197 251V252H196ZM161 253V251L158 249V250H154L152 253H154V254H156V253ZM194 252H196V253H194ZM2 253V254H1ZM158 253V254H159ZM186 253V254H185ZM187 253H188V255H187ZM189 254H191V255H189ZM168 256V253H166L165 255H163V254H159V255H155V258H157V262H159L160 264H161V262ZM187 255V256H192V258H193V260H195V261H192V262H188L187 260H186V258H187V256L185 257V256ZM147 256H150V254H148ZM169 257V256H168ZM1 258V257H0ZM159 258V259H158ZM170 258H171V256H170ZM179 258H181V256L179 257ZM196 258V259H195ZM168 258H166V260H167ZM188 259V258H187ZM198 259V260H197ZM169 260V259H168ZM16 262V263H15ZM197 262V263H196ZM205 262V263H204ZM176 263V262H175ZM27 264V263H26ZM141 264H143V262L141 263ZM163 264V263H162Z\"/></svg>", "mask_w": 264, "mask_h": 264}]
</instances>
